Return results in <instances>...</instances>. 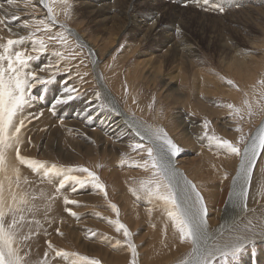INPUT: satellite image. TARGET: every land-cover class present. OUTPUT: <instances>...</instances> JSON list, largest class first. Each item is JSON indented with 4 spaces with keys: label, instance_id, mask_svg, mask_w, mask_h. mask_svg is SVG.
<instances>
[{
    "label": "rangeland",
    "instance_id": "374dc122",
    "mask_svg": "<svg viewBox=\"0 0 264 264\" xmlns=\"http://www.w3.org/2000/svg\"><path fill=\"white\" fill-rule=\"evenodd\" d=\"M84 1L69 0L72 4L69 19L64 18L61 9L57 6L55 8V11L59 13L57 23L68 28H75L79 33H83L88 40H94L97 35L99 38L104 37L106 35L105 31L98 28L95 23L90 22L87 13L83 10L85 7ZM161 1L181 8L186 6L183 0ZM228 1L229 3L223 4L224 12L222 13L228 21H236L237 17L245 12L256 10L261 6L264 7V4L256 3L255 0L238 3L235 0ZM217 5L221 6V4ZM12 6L14 11L18 13L15 16L17 19L12 22L9 23L0 13V21H3V23H0V43L6 42L9 38L28 37L30 32H35L34 39H45L48 44V51L41 54L37 60L32 61L30 69L36 71L39 77L52 81L46 85H37L30 95L29 103L24 107L22 115L28 117V120L25 121L26 126L21 130L23 139L21 155L45 162L48 165L56 164L64 168H87L99 177L107 193V197H105L104 193H101L91 183L76 186L77 190L73 192L71 190L72 185L69 183L57 194L56 187L59 183V177H53L52 180L42 178L40 174L19 165L15 160V153L10 151L8 154L9 165L16 166L20 170V184L15 190L18 193L27 194L30 205L33 207V212L26 214L28 220L33 221V223H26L18 235L20 254L25 264H41V262H46V264H71V260L75 257H57L55 252L48 247L49 242L57 250L77 253L89 260H97L99 264H131L132 253L125 243L123 229L120 232L116 231L115 222L117 221L131 233L130 239L136 249L135 264H150L149 254L151 249L162 241H169L167 240V234L171 238V234L174 236L176 233L172 230L171 221L164 213L160 203L158 201L149 203L144 193L140 191V182L148 179L151 175V173L145 172L142 168L136 166L146 158V154H142L139 149L133 150L131 145L134 143H127V145L116 148V151H113L114 154L109 151L104 152V147L98 138H90L85 135L83 137L79 136L72 126L64 125L66 120H75L76 109H74V106L79 102L87 101L89 98L94 97L98 107L106 109L101 97L100 100L96 99L98 89L90 75L88 52L83 47H77V43L70 37L69 50L65 51V48H62L60 44L54 41L49 42L47 40L48 34L43 30L36 31L34 27L25 28L23 26L25 23L45 19V17L38 16L39 8L36 4L31 2L30 6H26V0H16L15 5ZM216 10L213 13L210 12L207 15L208 17H204V23L197 24V21L192 19L187 35L189 34L190 39H193V46L196 48V53H198L197 68L223 79L224 85L229 87L233 84L237 85V83L234 80L232 81L223 69L221 61L224 60V57H227L228 53L221 48L217 35L219 29L224 27L227 28L229 36L231 34L229 30L231 25L229 24L231 23L227 22L222 25L214 23L217 20V15L221 14L218 9ZM242 12L244 13L241 14ZM84 13L86 14L84 15ZM195 17L200 16L195 15ZM248 29L252 30L253 28L247 27L245 31ZM59 30V26H56L53 28V33ZM262 33L258 29L255 34L252 33V37L257 38V40H264V32ZM118 37L121 45L116 47V52L112 57L108 56L106 58L105 65V67L107 66L105 75L110 81L112 80L107 73L112 69H120V81L114 83L119 91L115 92L113 89L117 103L129 115L144 124L148 132L152 133L156 129H163L168 137L181 149L174 161L180 167L182 173L193 184H196L197 190L204 199L206 208H210L209 216L213 217L214 222L217 224L221 220L222 211H224L226 204L229 205V209H231L230 206L235 208L231 201L226 202V198L229 197V193L232 191V178L239 167L240 158L217 152L215 146L210 148L208 139L204 138V122L208 121L207 132L209 136L215 135L235 144L241 135L248 138L256 131L258 124L256 122L261 113L257 107V101L255 100L256 105L254 101L251 102L253 104V114L251 116L247 115L243 103L231 102L234 107L242 109L241 116H237L226 107V101L218 94L210 96L208 99L210 102H214L212 106L216 107L218 111L208 110L209 108L199 110L193 108V106L190 108L185 104L180 105L164 99L160 94L158 83L154 87H149L145 83H138L137 98L131 104H128L126 99L129 88L123 73L128 66V61L124 65L121 64L120 67L117 65L118 68L113 67L115 62L118 61V56L121 54L123 43L128 35L125 32H120ZM232 39L240 44L238 49L246 50L249 46H245V43L240 39L234 37ZM24 47L30 49L31 42L26 40ZM57 50L65 52L67 58L61 60L52 55V52ZM32 54L37 55L36 53ZM155 54H153L154 57ZM258 54L260 55L259 52ZM48 65H51V67H47ZM42 67L45 68L43 72L39 71ZM170 69H172V66L165 67V71ZM226 80L232 81V84L225 83ZM248 87L250 90L254 86ZM67 89L75 90L71 92L74 98L67 103H63L64 106L61 108V111H63L62 117H54L48 111L47 101L50 99L51 93L55 94L56 91L62 93L61 97L67 96L69 94L66 92ZM256 89L258 90L257 87ZM149 105H151V108ZM237 127H240L241 132L235 130ZM53 129L59 131L57 133L59 138L55 141H59V143L56 147H49L48 133ZM63 134H66L70 139L73 137V140L79 141L80 146L72 147L64 144L62 140L60 141ZM74 134L79 138H76ZM243 146V143H241L240 147L243 148ZM127 147L131 149H127ZM122 160L123 163H121ZM259 168L260 171H253L249 188L247 208L251 209L242 214L239 219L241 220L240 223L244 222L243 226L250 219L255 223L258 218L264 217V197L257 194V187L264 183V157L259 163ZM77 175L80 174L77 173ZM225 176H227V179H225ZM12 179L15 181L14 176ZM25 180H27V183L24 182ZM130 188L137 190L140 199H137L129 191ZM253 192L256 197L251 200ZM220 193L224 194V201L222 200L221 203H216V206H214L210 196ZM33 196L36 199L33 200ZM53 196H55V199H51ZM65 196L78 203L65 205ZM110 205H115L118 212H113ZM66 208L70 209L71 212H75L76 216L74 217L69 211H65ZM149 209H151V212L148 211ZM236 209L243 208L238 207ZM231 211L234 212L235 209H231ZM35 221H39V224H36ZM109 221L112 223H109ZM215 225H212L210 229L213 230ZM57 229L59 232H57ZM26 234L30 235V239L23 240L22 236ZM117 241L120 243L117 244ZM262 245L264 243L260 242L248 245L247 249L236 258V264H259V262L264 264ZM175 247L179 252L184 250L181 243L176 244ZM190 249L188 248L185 253H189ZM46 252L47 256H45ZM174 255L175 252L169 249L168 256L179 258L178 254ZM218 260L219 257L213 261V264H218ZM249 260L254 262L250 263Z\"/></svg>",
    "mask_w": 264,
    "mask_h": 264
},
{
    "label": "bare ground",
    "instance_id": "6f19581e",
    "mask_svg": "<svg viewBox=\"0 0 264 264\" xmlns=\"http://www.w3.org/2000/svg\"><path fill=\"white\" fill-rule=\"evenodd\" d=\"M235 1L238 3L247 0ZM255 1L256 3L264 4V0ZM31 2L38 6V16L46 18L47 11L40 5L39 0H31ZM183 2L186 4L184 8L161 0H85L83 2L85 5L83 10L87 13L90 22L95 23L98 28L105 31L106 35L100 38L97 35L94 40H88L83 33H79L75 28L64 27L72 33V36L69 37L75 43L83 45V48L87 50L90 57V75L95 82L101 99L105 103L106 109L98 107L94 97L89 98L87 101L79 102L74 106V109H76L75 120H66L64 125L72 126L79 136L83 137L85 135L90 138H98L104 147V152L109 151L113 154L116 148L127 145V143H143L145 145L149 143L148 137H150L151 133L148 132L144 124L122 109L113 93L114 90L115 92L119 91L114 83L120 81V69H112L109 72L110 74L107 73L112 81L105 75L107 67H105L106 58L108 56L112 57L116 52V47L121 45L120 38L118 37L120 32H125L128 37L123 43L124 45L122 46L121 54L118 56V61L115 62L116 66L113 65V67L118 68L117 65L120 67L121 64L124 65L128 61V66L123 72L129 88L126 99L128 104H131L137 98L136 90L138 83H145L149 87H154L158 83L160 85V94L164 99L171 100L180 105L185 104L190 108L193 106V108L199 110L209 108L208 110L218 111L216 107L212 106L214 102L212 103V101L208 100L210 96H214L215 94H218V96L226 101L225 105L232 104L231 102L243 103L245 99L255 102L254 90L258 92L256 89V87L258 88V81L264 78V40L254 39L252 33L255 34L258 32V29L259 32H264V7L261 6L253 11L242 12L241 14H244L238 16L236 21H228L227 17L222 13V15H217V20L214 23L220 25L227 22L231 23L229 24L231 25L229 28L231 34L229 33V36L227 28L225 29L224 27L219 29L217 35L221 48L228 53L227 57H224V60L221 61L223 69L229 78L237 83V85L233 84V86L227 87L224 85L223 79L197 68L198 53H196V48L193 46V39H190L189 34L187 35V30L189 31L192 19H195L197 24L204 23V17H208L207 15L210 12L213 13V11L219 9L221 6L223 7V4L225 5L229 1L198 0L197 3L195 0H183ZM217 4H221V6ZM0 5H2L0 7L1 15L9 23L12 22L14 20L13 17L18 15L14 11V7L9 5L7 0H0ZM205 8L209 10L205 11ZM195 15H199L200 17L196 18ZM59 25L57 23L56 26ZM252 25L257 27L254 28ZM247 27L253 29L245 31ZM231 36L240 39V41L245 43V46L249 45L247 49H238L240 48V44L234 41ZM154 53H156L155 57ZM168 66H172V69L165 71V67L168 68ZM248 86L254 87L249 90ZM52 94L47 101L49 105L48 111L55 103V100L61 98L62 95L58 91ZM254 104L256 105V102ZM63 106L64 104L56 106L55 114L51 111L50 113L54 117H62L63 111H61V108ZM256 123H258L257 129L252 136L258 134L262 123H264V113H260V117ZM69 129L71 130V128ZM58 132L57 129H53L48 133L49 147L58 146L59 141L55 142L59 138L57 136ZM141 135H144L146 139L141 140ZM62 136L60 137V141L62 140L64 144L72 147L80 146V142L73 140V137L70 139L66 134ZM74 136L76 137L75 134ZM127 149L131 148L127 147ZM263 157L264 155L257 159L253 171L261 170L259 163ZM174 159H172L173 168L179 174L176 180L182 187L184 179L190 180L182 173ZM210 197L214 206H216V203L219 204L222 200L224 201L223 193L213 194ZM255 197L253 192L251 200H254ZM226 202H230V197L226 198ZM230 208L235 209V211H231L229 205L226 204L224 211H222L221 220L217 224L214 222L213 217L209 216L210 208H206L209 237L215 239L219 236L221 230L227 235L230 228H243L244 222L240 223L241 220L239 219L246 212L243 209H236L238 208L236 206L235 208L230 206ZM212 225H215L213 230L210 229ZM169 237L170 235L167 234V240L169 241H162L151 249L149 254L150 264H181L182 260L188 258L191 249L187 254L185 251L191 248V245L184 243V250L179 252L175 247L176 244H180L177 234L174 236L171 234V238ZM257 242L264 243V239L257 238L255 243ZM211 243L212 239L209 240V244ZM86 246L89 245L87 244ZM169 249L175 252L174 256L178 254L179 258L168 256ZM261 249H264V245L261 246ZM249 262L252 263L254 261L252 260L251 262L249 260Z\"/></svg>",
    "mask_w": 264,
    "mask_h": 264
},
{
    "label": "snow or ice",
    "instance_id": "6c2138e0",
    "mask_svg": "<svg viewBox=\"0 0 264 264\" xmlns=\"http://www.w3.org/2000/svg\"><path fill=\"white\" fill-rule=\"evenodd\" d=\"M7 2L9 5H15L16 0H7ZM195 2L198 3V0H195ZM39 3L47 11L46 18L32 20L23 26L25 28L34 27L36 31L43 30L48 34L47 40L49 42L54 41L65 48V51H68L69 36H72V33L63 24L59 25L60 30L55 33H53V28L57 25L59 14L55 11V8L58 6L64 18L69 19L72 4L69 0H39ZM30 4L31 0H26V6H30ZM208 10L205 8V11ZM218 10L221 13L224 12L223 7ZM13 19H17V17H13ZM0 23H3V21H0ZM33 37H35V32H30L28 37L9 38L6 42L0 43V264H25L20 254L18 235L26 223H33V221L28 220L26 215L33 212L27 194L18 193L15 190L20 184V170L16 166L9 165L8 154L10 151L15 153V160L19 165L40 174L42 178L52 180L53 177H59V183L56 187L57 194L69 183L72 185L71 190L73 192L77 190L76 186L91 183L107 197L105 186L100 182L99 177L87 168H64L56 164L48 165L45 162L21 155V144L23 143L21 130L26 126L25 121L28 120V117L22 115L24 107L29 103L30 95L37 85H46L52 82L50 79L39 77L36 71L30 69L31 62L48 51V44L45 39H34ZM26 40L31 42L30 49L24 47ZM76 46L83 47L79 43ZM52 55L61 60L67 58L65 52L59 50L53 51ZM47 67H51V65ZM39 71L43 72L45 68L42 67ZM227 83L232 84V81H227ZM66 91L69 94L66 97L57 98L50 107L49 111L53 114H55L56 106L67 103L74 98L71 95V92L75 91L74 89ZM245 95L247 96V94ZM96 99L100 100L99 93L96 94ZM254 99L257 101V107L264 113V78L258 81V92L254 90ZM243 105L247 115L251 116L253 114V104L245 99ZM149 107L151 108V105ZM226 107L237 116H241V108H236L232 104H228ZM207 128L208 121H205L204 138L208 139L210 148L215 146L217 152L240 158L239 167L232 178L233 187L229 197L234 206L242 207L246 212L248 211L247 200L253 170L257 159L264 155V123H262L258 134L248 138L241 135L235 144L215 135L209 136ZM235 130L241 132L240 127ZM140 138L141 140L146 139L144 135H141ZM148 139L149 143L147 145L143 143L131 145L133 150L139 149L142 154H146V158L136 166L142 168L145 172L151 173L148 179L140 182V191L144 193L149 203L153 201L160 203L164 213L171 221V226L180 243L191 245L188 258L182 260L181 264H213L217 257H219L218 264H236V258L247 249L248 244H254L257 238L264 239V217L258 218L255 223L251 219L248 220L243 228H230L227 235L221 230L219 236L215 239L209 237L206 220L207 209L203 197L191 181L184 179L181 187L176 180L179 174L173 168L172 159L179 154L181 149L168 137L163 129H156ZM241 143L244 145L243 148L240 147ZM121 163H123V160ZM77 173L80 175H77ZM13 176L15 181L12 179ZM225 179H227V176H225ZM24 182L27 183V180ZM129 191L137 199H140L137 190L130 188ZM257 194L264 197V183L257 187ZM32 199L34 200L36 197L33 196ZM51 199H55V196ZM77 203V201L70 200L67 196L64 197L65 205H75ZM110 207L113 212H118L115 205H110ZM65 211H69L74 217L76 216V213L71 212L68 208ZM148 211L151 212V209ZM35 223L39 224V221H35ZM109 223L112 222L109 221ZM115 223L117 232L123 229L125 243L133 257L131 264H135L136 249L130 239L131 233L118 221ZM57 232H59L58 229ZM22 239L28 240L30 235H23ZM210 239H212L211 244H209ZM119 243L117 241V244ZM48 247L55 252L57 257H75L71 260V264H99L97 260H89L77 253L57 250L52 247L50 242ZM45 256H47V252ZM41 264H46V262H41Z\"/></svg>",
    "mask_w": 264,
    "mask_h": 264
}]
</instances>
